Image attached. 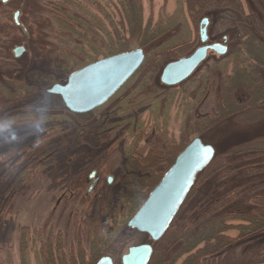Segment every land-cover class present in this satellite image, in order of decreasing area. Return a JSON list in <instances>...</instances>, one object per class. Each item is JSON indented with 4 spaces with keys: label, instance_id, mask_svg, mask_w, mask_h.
I'll return each instance as SVG.
<instances>
[{
    "label": "rangeland",
    "instance_id": "obj_1",
    "mask_svg": "<svg viewBox=\"0 0 264 264\" xmlns=\"http://www.w3.org/2000/svg\"><path fill=\"white\" fill-rule=\"evenodd\" d=\"M203 19L206 44L226 53L163 86L162 69L202 45ZM263 31L264 0H0V264H94L151 244L125 227L138 208L125 166L145 175L194 139L214 158L150 264H264ZM79 44L91 55H62ZM136 49L142 67L92 113L46 93L68 68ZM91 171L99 183L87 195ZM211 206L214 221L196 224Z\"/></svg>",
    "mask_w": 264,
    "mask_h": 264
},
{
    "label": "water",
    "instance_id": "obj_2",
    "mask_svg": "<svg viewBox=\"0 0 264 264\" xmlns=\"http://www.w3.org/2000/svg\"><path fill=\"white\" fill-rule=\"evenodd\" d=\"M6 1V0H4ZM19 13L13 15L16 25ZM208 21L203 19L199 25V41L202 44L188 57L167 64L161 72L160 83L165 87H175L185 82L205 61L209 52L222 56L226 53L223 44H206ZM23 52L21 47L13 51L14 57ZM144 54L141 49L114 55L71 73L63 85H53L47 94L58 97L63 107L72 115H86L106 104L124 84L142 67ZM211 149V152H207ZM214 149L204 145L199 139L192 140L180 152L159 183L150 191L146 199L128 221L127 227L148 236L157 242L168 229L170 223L183 205L192 189L196 176L213 160ZM96 171H91L86 181L90 183L89 194L98 181ZM112 178L108 177L110 184ZM151 256L148 245L129 248L121 257V264H147ZM96 264H111L103 258Z\"/></svg>",
    "mask_w": 264,
    "mask_h": 264
},
{
    "label": "trees",
    "instance_id": "obj_3",
    "mask_svg": "<svg viewBox=\"0 0 264 264\" xmlns=\"http://www.w3.org/2000/svg\"><path fill=\"white\" fill-rule=\"evenodd\" d=\"M126 1H128V2H130V1H132V0H126ZM134 1V0H133ZM129 4V3H128ZM138 25H139V27H140V24H139V22H138ZM64 31H66L67 32V34L73 39V40H75V37H78V38H80V39H84L85 40V42L87 43V45H89V42H88V40H87V37H82L81 35L82 34H80V33H77V31H75L72 27H69L68 29L65 27V30ZM262 38L264 39V31H263V33H262ZM257 41H260L262 44H261V46H263L264 47V43H263V41L261 40V39H259V40H257ZM63 48V47H62ZM64 50V49H63ZM90 52V55H91V50L89 49V48H87L86 46H84V44H79V45H77V46H75L74 48H69V50L68 51H63L62 52V55H64V56H71L72 55V53L73 54H77V55H85V57L87 58V55H88V53L87 52ZM122 53H126V51H120V52H117V53H115V55H119V54H122ZM89 55V56H90ZM112 56H114V54L112 55ZM108 57H111L110 55L109 56H107V57H105V58H108ZM89 58V57H88ZM69 66V65H68ZM67 70H69V68L68 69H66V71H65V74H66V77L69 75V74H71L72 72H74V71H71V72H68ZM262 104H264V100H263V98H262V100L260 101ZM76 131H79V129H77ZM86 131V129H82L81 131H79V132H85ZM180 152H178L174 157L173 156H171L170 155V153H167L166 155H165V157H162L161 159L162 160H157V158L156 159H154L153 160V162L151 161V163H149V161L147 162V164L145 165V167H143L141 170H143L144 172H145V175H139L138 176V174H136L139 170L137 169V168H131V165H126L125 166V171L126 172H128L130 175H128V177H127V179L129 180L130 179V182L133 184V187L132 188H134V190H133V192L131 193V194H129L128 195V199H134L136 202L138 201V203L137 204H133V206H138V208L140 207V205L143 203V201L146 199V197H147V195H148V193L158 184V182L160 181V179H161V177L162 176H159L158 177V174L157 173H155L154 172V170L155 169H153V168H155V166L157 167L159 164H161L162 166H164L165 167V169L166 170H168L169 169V167L172 165V163H173V161H174V159H175V157L179 154ZM173 157V158H172ZM169 162H171V163H169ZM149 163V164H148ZM146 171H149L150 172V174L149 173H147ZM132 180H134V182L132 181ZM195 186H196V184L194 183V186H193V188L191 189V191H190V193L188 194V196H187V198H192L194 195H195V193H196V188H195ZM126 194H128V193H126ZM187 198H186V200H187ZM228 199H230V195H225L224 196V198H223V200L221 201V202H224V206H226L227 204H231L230 203V201L228 200ZM186 200L184 201V203H183V205L181 206V208H183V207H185V205H186ZM131 205H129V207H130ZM137 208V209H138ZM181 208H180V210H181ZM179 210V211H180ZM215 210H216V208H215V206H211V208H209L208 210H207V214H202V216L200 217V219H198V221L196 222V224H201V225H203V224H205V222H210V223H212L214 220H213V218L214 217H216V215L213 217V214H215ZM179 211H178V213H179ZM178 213H177V215H178ZM176 215V216H177ZM193 215V214H192ZM189 216H191L190 215V213H189ZM210 216V217H209ZM208 217L210 218L209 220H207L208 219ZM211 218H212V220H211ZM173 224V223H172ZM171 229V228H170ZM180 229V228H179Z\"/></svg>",
    "mask_w": 264,
    "mask_h": 264
},
{
    "label": "flooded vegetation",
    "instance_id": "obj_4",
    "mask_svg": "<svg viewBox=\"0 0 264 264\" xmlns=\"http://www.w3.org/2000/svg\"><path fill=\"white\" fill-rule=\"evenodd\" d=\"M95 178H97L98 179V181L96 182V184H95V186H94V188L92 189V191L95 189V187L97 186V184L99 183V178L97 177V176H95ZM111 182H112V180H111ZM110 182V183H111ZM106 184L107 185H110V184H108V182H107V179H106ZM91 191V192H92ZM90 192V193H91ZM89 193V194H90ZM89 194H87V195H89ZM149 194V193H148ZM186 200V199H185ZM179 210H180V208H179ZM178 210V211H179ZM178 213V212H177ZM135 214V213H134ZM133 214V215H134ZM132 215V216H133ZM177 215V214H176ZM176 215H175V217H176ZM131 216V217H132ZM131 217L129 218V220L131 219ZM175 217H174V219H175ZM174 219L172 220V222L170 223V225H169V227H168V229L165 231V233L163 234V236L157 241V242H151L150 241V239L148 238V236H146V235H143V234H140V233H137L136 231H134V230H132V229H129L128 227H127V224H128V221H127V223H126V225H125V227H126V229L127 230H129V231H132V232H135V233H137V234H139V235H142V236H144V237H146L148 240H149V242L151 243V244H144V245H148L150 248H151V256H150V259H149V261H148V263L147 264H150V262H151V260H152V258H153V255H154V247H153V244L155 245V244H157V243H159L161 240H163V238L167 235V233L169 232V230H170V228H171V226H172V223H173V221H174ZM204 226H206V225H204ZM203 226V227H204ZM138 246H140V245H138ZM134 247H136V246H134ZM132 248V247H131ZM128 250V249H127ZM118 254L119 253H116V254H112V253H110V256H106V257H102V258H99L98 260H96L95 261V263L94 264H96L98 261H100L101 259H103V258H108L109 260H110V262H111V264H121V257L123 256V255H125V254H127V251H126V253L125 254H123V255H119L118 256ZM114 255H116L117 256V260L116 261H114L111 257H113L114 258ZM220 255V254H219ZM218 255V256H219Z\"/></svg>",
    "mask_w": 264,
    "mask_h": 264
},
{
    "label": "snow or ice",
    "instance_id": "obj_5",
    "mask_svg": "<svg viewBox=\"0 0 264 264\" xmlns=\"http://www.w3.org/2000/svg\"><path fill=\"white\" fill-rule=\"evenodd\" d=\"M206 151H207V152H211V149H207Z\"/></svg>",
    "mask_w": 264,
    "mask_h": 264
},
{
    "label": "bare ground",
    "instance_id": "obj_6",
    "mask_svg": "<svg viewBox=\"0 0 264 264\" xmlns=\"http://www.w3.org/2000/svg\"><path fill=\"white\" fill-rule=\"evenodd\" d=\"M199 66H200V65H199ZM197 69H198V68H197ZM197 69H196V70H197ZM196 70H195V71H196ZM188 79H189V78H188ZM128 81H129V80H128ZM128 81H127V82H128ZM127 82H126V83H127ZM126 83H125V84H126ZM122 87H123V86H122ZM196 178H197V176H196Z\"/></svg>",
    "mask_w": 264,
    "mask_h": 264
}]
</instances>
